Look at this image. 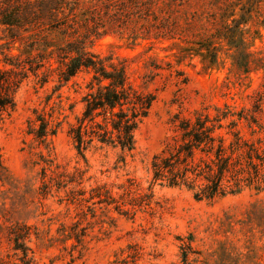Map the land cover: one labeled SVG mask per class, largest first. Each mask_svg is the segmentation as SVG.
I'll return each instance as SVG.
<instances>
[{"label": "rangeland", "instance_id": "rangeland-1", "mask_svg": "<svg viewBox=\"0 0 264 264\" xmlns=\"http://www.w3.org/2000/svg\"><path fill=\"white\" fill-rule=\"evenodd\" d=\"M243 1H171L158 25L135 22L124 33L114 30L93 41L91 50L124 60L131 83L155 95L135 131L132 154L97 143L86 150V162L77 154L68 128L82 112L89 73L59 86L56 71L42 67L21 81L14 109L0 121V155L10 174L0 183V261L12 253L9 225L27 223L34 233L32 264H264V191L246 188L196 200L186 188L151 185L150 179L151 159L169 138L175 113L225 102L258 104L264 122L262 69L239 74L224 51L222 62L209 69L199 57L178 60L172 46L210 36L221 24L222 9ZM254 19L261 37L250 49L264 58V25L258 24L264 23V0ZM131 31L134 42L127 36ZM8 38L0 27V66ZM11 52L18 54L16 48ZM36 115L55 130L44 143L30 133ZM102 184L110 204L89 197ZM116 201L131 212L114 210ZM73 228L83 233L79 244L64 239Z\"/></svg>", "mask_w": 264, "mask_h": 264}, {"label": "trees", "instance_id": "trees-1", "mask_svg": "<svg viewBox=\"0 0 264 264\" xmlns=\"http://www.w3.org/2000/svg\"><path fill=\"white\" fill-rule=\"evenodd\" d=\"M171 1L177 0H0V27L9 32L7 53L0 66V121L14 109V95L29 73L46 67V73L56 71L62 86L85 71L90 77L80 98L82 112L68 128L77 154L86 162V150L96 143L132 154L135 131L148 115L155 95L131 83L124 60L113 62L112 57H102L90 46L111 31H126L131 23L158 25ZM261 2L244 0L226 5L218 29L203 39L172 43L175 56L178 60L199 57L212 69L222 62L220 54L224 51L231 69L239 74L248 77L255 70L264 71V58L250 49L261 37L260 29L252 28ZM135 35L131 31L127 36L134 42ZM13 48L18 54L11 52ZM260 113L258 104L246 108L227 102L204 105L190 114L175 113L169 120V138L151 159V185L183 187L196 200L234 195L246 188L264 191V122ZM34 120L38 123L30 133L35 140L44 143L55 134L43 117L36 115ZM125 156L120 155L119 161L125 163ZM9 178L0 155V183H7ZM104 190V184L92 188L89 197L96 199L94 204H110L105 198L111 197L110 191L106 189L109 194L105 195ZM125 204L116 201L113 208L129 214L131 208ZM7 233L12 253L0 264H32L31 225L12 223ZM80 236L83 233L74 228L64 233L65 240L78 244L82 242ZM182 260H186L184 254Z\"/></svg>", "mask_w": 264, "mask_h": 264}]
</instances>
